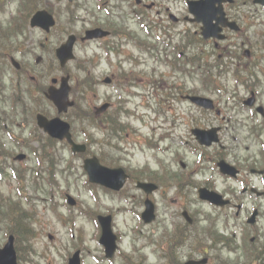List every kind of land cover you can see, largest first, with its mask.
Segmentation results:
<instances>
[{"label":"flooded vegetation","instance_id":"1","mask_svg":"<svg viewBox=\"0 0 264 264\" xmlns=\"http://www.w3.org/2000/svg\"><path fill=\"white\" fill-rule=\"evenodd\" d=\"M84 2V14L82 16L83 24L89 25L91 28L101 27L110 32V35L104 37L100 40H85L83 41L82 35L79 36L78 44L85 50V56L87 57L86 50L88 49H98L103 51L105 54L99 58V64L107 63L111 64L116 69L113 73L114 77H117L119 73H132L136 71V75L141 74L139 70H136L139 66L140 60L143 61V65L147 64L145 59H143L136 49L139 48L144 42L146 37L152 41H155L154 36L147 33L139 32L134 35L132 27L128 23V13L134 6V0H80ZM144 2V3H143ZM138 3V2H137ZM150 3V4H148ZM146 5L144 8H140L139 12L142 13L145 20L152 19L156 23L158 28L164 27V19L161 17L162 14L166 16L168 9L166 6H161L157 0H141L140 3ZM100 5V6H99ZM105 8L109 9V14L105 13ZM224 8L228 16L233 19L238 26V30L229 28L226 34V39H224L220 44L217 40H209L206 43L205 50L203 51V58L210 56L212 58L215 48L221 47L223 51L219 54V58H227L225 64L229 65L228 59H231L234 66L238 68H246L248 64L254 65L259 61L258 53V43L257 40L252 41L247 36L250 30L257 28V24H252L255 20H259L264 16V6L256 3V0H236L233 3H225ZM161 9H163L161 11ZM120 13V14H119ZM119 14V15H118ZM155 14V16H154ZM190 28H183L179 30V33L188 32ZM198 30V29H197ZM147 34V35H146ZM13 39L11 44H13ZM98 42V45L95 44ZM142 50V49H140ZM139 54V55H138ZM246 56L253 58V61L246 63ZM197 55H186L178 60L177 70L179 75H182L187 81L192 80L191 73H193L194 63L196 62ZM223 62V60H221ZM158 61H155L157 63ZM165 62V60H164ZM131 70L127 72L125 68ZM223 67H227L224 66ZM135 68V70H132ZM156 69V68H155ZM180 91L182 88H180ZM190 89V88H187ZM172 94L169 95V98ZM184 95L180 92L179 100H182ZM190 105V110L187 112L190 116V123H193L192 114L195 112ZM202 114L203 110H199ZM184 126V123L180 124Z\"/></svg>","mask_w":264,"mask_h":264},{"label":"rangeland","instance_id":"2","mask_svg":"<svg viewBox=\"0 0 264 264\" xmlns=\"http://www.w3.org/2000/svg\"><path fill=\"white\" fill-rule=\"evenodd\" d=\"M174 2L177 3V5H184V2H182V0H176ZM177 8H179V7H177ZM81 25L82 24L80 22H76L73 25L72 29H77L78 30V29H80ZM64 28H69V24H67V23L64 24V21H60V24L58 25V27L53 31V35L55 33H56L55 35H58L57 32H60V30H62ZM134 28H135V25H134ZM260 28L262 30H264V27H260ZM170 30L171 31H168V32L170 34H172L174 31L172 29H170ZM36 33H39V32H36ZM251 36H252V40L258 39L257 37H255L253 35H251ZM259 38L262 41V38L260 36H259ZM52 42L54 43V45H57L59 43V41L56 40V38H54V37L52 38ZM79 53L80 52L78 51V54ZM49 63H47V65H45V68H44V72L46 74L45 78H44V83L45 84L48 83V80H49V78L52 77V75H60L61 74V71L58 69V66L55 63L54 59H49ZM153 64H154V62H152L150 67ZM29 65L30 64H27V66H29ZM50 65H52V68L54 67V69H52ZM159 69L161 70V68H159ZM69 70L71 72L72 78L74 77V79H78V81H81L84 78V76L86 75V73L83 72L80 69L78 62L71 63L70 66H69ZM162 70H165L164 66H163ZM101 71H103V70H100V69L91 70V73L93 74L92 78H96V76H99V73ZM104 71H106V69ZM262 78H264V76H262ZM143 81H146V80H143ZM26 82H28V81L26 80ZM232 82H233L232 79H230L228 81V83H230V85H231L230 86L231 89H232V87L234 85ZM6 83L8 84L7 80H6ZM144 83H146L148 85L147 82H144ZM112 94H113V88H112L111 85H105V84L98 85L97 94H95V92L92 89L87 88V90H86V89H84L83 85H80L79 86V92L77 93V96H78V99L80 100V105H81L82 109L86 110L88 107L94 109L95 106L101 105L103 102L106 101V99H108L109 96H112ZM74 96L76 98V94ZM131 98H132L131 101L135 102V97L132 96ZM263 99H264V95H263ZM138 101H139V99H138ZM182 104H183L184 107H187L185 102H182ZM180 106H181V102H179L178 105L175 108H179ZM73 113H77V110H74ZM151 118H152V115H150L149 121L147 120L148 121L147 123H145L144 121L137 122L136 119H132V122L139 128V134H142L143 136H147V137H149L151 135L152 138H153L154 137L153 132L156 133V136H159L160 129H159V131L153 130L152 125H158L159 123H158V120H155V119L151 120ZM148 123H149V125H148ZM86 124H88V123H86ZM91 131L94 132L96 137L100 135V133H99V131L97 130L96 127L92 128ZM245 134L247 135L248 132H245ZM124 136H125L124 139L119 140V144L121 146H123L124 148L128 147L129 148L128 152L123 149V150H121V153H119L120 151L117 150V149H113L111 147L108 148L109 150L113 151L114 153H118L117 155H118L119 159H121V157L123 158L122 161H121L122 164H125V165L129 166L130 164L128 162H132V166H136V165L144 166L145 165L144 163H145V161H146V159L148 157L153 158V160L155 159V157H156L155 152L152 153L153 150H147L149 148L147 145H142L144 148H142L141 146L137 147L135 149L136 153L134 154L133 151H132V148L134 146V144H133L134 134L133 133H128V134H125ZM113 143H117V140L113 139ZM161 145L164 147L165 146L164 142H161ZM252 146L255 148V151H256L257 150V146L255 144H253ZM58 147H60L62 149L64 148V150L60 151V155L62 156L63 160L72 158L71 154H70V151L67 148H65L64 145L58 144ZM91 148L94 151L100 152L97 144H93V146ZM174 152H175V148H173L169 152H161V153L165 156V159H170V158H173L175 156ZM240 154L241 155H246V156L249 155L248 149H245L244 147L240 148V149L235 151L234 155H240ZM255 157L258 158L259 154L257 156H255ZM159 160L160 159H158V161ZM72 161H74L75 163L78 164L80 160L76 159V160H72ZM79 164L81 165V162ZM84 178H85V176L82 177V179H84ZM76 186L77 185L74 184V186L72 187L74 189V191L76 193H78V191L80 190L81 193H82V197L84 198L85 202L89 203L91 205V207H93V205H92V203L90 201L89 193L87 191H85V189L82 186H78V187H76ZM161 201L164 202L163 203L164 206H168L170 209H172L169 206L170 201L168 200V198L166 200H161ZM258 202L264 206V200H260ZM192 203H193L192 205L189 204V208H190L191 212L193 211L196 216H198L199 213L203 212L206 215L204 217H202V214H201V218L202 219H207L208 215L213 217L212 213L209 211V209L203 203H199L197 201H193ZM250 205L251 204H249V206ZM123 218H124L123 216H121L119 218L120 223H122L124 221ZM83 220H84V224H86V227H87L85 235L88 238L90 236V233L94 229V225L92 223L91 224L89 223L90 220L88 218L81 219L80 220V224H81V221H83ZM52 223H53L52 225H53L54 231H61V232L67 231L65 227H60L59 225H57L53 221H52ZM193 229H194L195 232L199 231L200 233H202L200 235V238L203 241L199 244V246H201V247L206 249V247L208 246L207 242L209 241L208 238H207V235H206V233L208 231L207 222L206 221H199L197 223V225L194 226ZM192 231L193 230H189V232H192ZM63 238H64V240L67 239L66 234L63 235ZM44 241L47 242L48 239L46 237H44ZM87 242L90 243V241L88 239H87ZM213 252H214V250H213ZM223 253L225 254V258H231V260H233L232 262H236V259L238 258V255H241L242 251L239 250L238 252H234V253L223 251ZM58 259H59V261L62 264L63 261H61V258L59 256H58ZM155 261H156V259H155ZM240 263H241V261L238 262V264H240ZM156 264H161V263H159V261H157ZM261 264H263V263H261Z\"/></svg>","mask_w":264,"mask_h":264},{"label":"water","instance_id":"3","mask_svg":"<svg viewBox=\"0 0 264 264\" xmlns=\"http://www.w3.org/2000/svg\"><path fill=\"white\" fill-rule=\"evenodd\" d=\"M68 49L70 48V47H67ZM40 120H42V121H40V123L42 124V125H45V127H47V129L48 130H50L51 132H56L57 130L58 131H60V122L58 121V120H52V121H46L44 118H40ZM62 133H68V129L66 128V129H63L62 131H61ZM60 135H62V134H60ZM107 178H108V180H110V181H115V178H114V175H113V172H108L107 173ZM9 258H7V257H5L4 259H3V255H1L0 256V264H8L9 263ZM2 262V263H1Z\"/></svg>","mask_w":264,"mask_h":264}]
</instances>
